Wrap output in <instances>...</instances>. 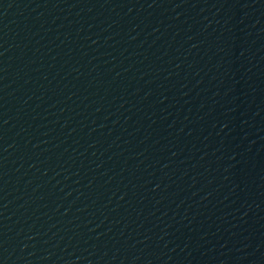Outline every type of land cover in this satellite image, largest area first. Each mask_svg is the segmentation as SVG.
Masks as SVG:
<instances>
[{"label":"water","instance_id":"1","mask_svg":"<svg viewBox=\"0 0 264 264\" xmlns=\"http://www.w3.org/2000/svg\"><path fill=\"white\" fill-rule=\"evenodd\" d=\"M196 0H0V264H140Z\"/></svg>","mask_w":264,"mask_h":264}]
</instances>
